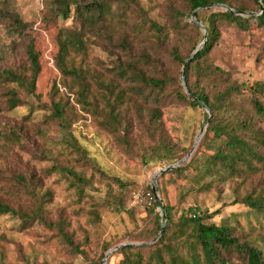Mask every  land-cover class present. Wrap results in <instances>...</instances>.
Listing matches in <instances>:
<instances>
[{
    "label": "trees",
    "instance_id": "1",
    "mask_svg": "<svg viewBox=\"0 0 264 264\" xmlns=\"http://www.w3.org/2000/svg\"><path fill=\"white\" fill-rule=\"evenodd\" d=\"M10 1L0 0V22L10 36L23 41L26 61L0 69V88H4L1 110L11 111L25 123L34 120L58 126L61 139L54 143L58 154L73 160L78 157L84 165L95 162L72 133V112L77 109L90 115L98 127L118 144L127 146L128 151H133L128 136L136 124L153 142L138 153L145 163L171 164L182 160L186 153L167 139L162 109L169 101L202 107L199 100L208 106L212 117L196 155L164 175L171 172L188 178L187 171L201 148L219 142L209 154L205 169L191 181L212 180V187L217 190L218 182H231L232 203L249 209L246 225L237 219L216 223V212L200 205L183 208L176 217L174 206L164 202L167 223L157 238L161 215L156 211L152 188L147 186L152 202L142 207L148 212L149 226L139 236L130 232L129 236L140 243L120 247L108 260L117 256L118 264H264V81L251 85L240 82L210 55L221 37L223 24L248 30L254 20L264 27V0H251L257 9H262L259 16L250 15L253 9L241 0H168L160 6L163 21L152 18L141 0H43L48 15L43 21L56 22L54 65L59 72L45 97L38 93L43 65L34 28L18 13L8 11ZM200 7L195 19L205 29L190 20ZM67 20L71 23L65 24ZM206 31L205 46L186 66V92L180 77L158 71L159 53L171 44L173 61L183 67L205 39ZM94 46L106 52L108 59L94 57ZM205 114L208 120L209 115ZM28 132L22 125L1 131L2 149L11 154L14 148H24ZM41 155L48 158L45 153ZM96 169L120 189L119 195H112L107 201L108 205L116 211L125 209L128 196L132 198L137 192V184ZM3 172L0 170V217L9 216L18 229L41 224L55 232L85 263L104 260L112 244L99 241L96 245L100 252L95 258L91 250L84 249L91 235L77 241L73 232L68 233L70 225L63 217L51 218L48 202L52 193L43 189L42 178L35 170ZM48 172L65 174L77 189L88 188L92 183L91 177H86L76 165L53 164Z\"/></svg>",
    "mask_w": 264,
    "mask_h": 264
},
{
    "label": "rangeland",
    "instance_id": "2",
    "mask_svg": "<svg viewBox=\"0 0 264 264\" xmlns=\"http://www.w3.org/2000/svg\"><path fill=\"white\" fill-rule=\"evenodd\" d=\"M167 1L141 0V3L149 10L152 18L163 21V9L160 6ZM241 1L253 9L249 12L250 15L262 14V9H257L251 0ZM220 5L213 6L222 7ZM7 9L9 12L18 13L34 28L33 34L41 50L43 65L38 93L45 97L51 82L59 77V72L54 65V56L57 51L56 22L43 21V17H48L43 0H11ZM190 20L193 21L192 15ZM70 23V20L65 21V24ZM250 24L251 28L248 30H242L234 24H223L220 28L221 37L210 52L216 64L231 70L236 79L249 85L264 81V27H259L254 20H251ZM137 46L140 48L141 44ZM184 48L188 47L184 46ZM171 50L170 44L159 53L157 69L172 76H178L182 81L183 67L173 61ZM93 55L104 60L108 59L107 53L98 46H94ZM25 61L23 41L10 36L0 22V69L17 67ZM182 84L187 92L186 84L183 81ZM3 93L4 88H0V107L4 102ZM262 101L264 102L263 98ZM162 110V122L167 139L179 151L189 154L194 148L197 137L200 135L199 142L204 137L208 127L205 113L212 117L211 112L203 107L186 106L179 101H169ZM21 111L24 113L25 108ZM70 117L73 135L86 150L87 156L95 163L89 162V165H84L78 157L73 160L65 154L59 155V149L54 145L61 139L58 126L34 120L25 123L11 111L0 109V132H8L12 126L20 125L29 129L25 147L14 148L11 154L2 149L3 141L0 138V170L2 173H4L3 170L6 173L35 170L42 178L43 189H49L52 193L51 200L48 202L51 218L57 220L63 217L70 225L67 229L68 233L73 232L77 241H82L86 234L91 235L84 249L91 250L92 254H90L95 255V258L100 252L99 246L96 245L99 241L109 242L113 247L124 243L138 244L140 242L134 241L129 236L130 232L139 236L149 226L147 210L142 205L133 209L134 197L128 196L125 202L126 208L122 211H116L108 205L107 201L111 200L112 195H119L120 189L110 178L101 176L96 168L104 170L108 176H117L123 181H134L137 184L134 187L137 192L145 193L151 192L147 186H151L153 178L157 175L155 183L159 195L163 203L174 206L173 214L176 217L183 208L200 205L209 209L210 212H216L213 218L216 223L237 219L243 225L247 224L249 209L241 203H232L234 184L220 181L217 190L212 187V180L206 179L197 183L191 181L194 175H199L205 169L209 154L214 152L219 142L205 144L187 171L189 177L181 178L171 172L165 175L164 172L160 173L162 169L174 163L163 164L160 161L145 163L138 153L143 152L153 142L143 134L138 125H134L128 136L133 149L128 151L127 146L118 144L109 133L98 127L87 113L76 109ZM199 142L187 161L196 155ZM42 153H45L48 158H44ZM78 159L79 162H77ZM60 163L76 165V168L84 172L86 177H91V185L88 188L77 189L65 174L48 172L53 164ZM144 205L150 206L151 203ZM129 211H132V214ZM156 211L161 215L162 226L161 211L159 208ZM102 261L98 264H102ZM0 264L88 263L74 254L66 243L58 239L55 232L47 230L41 224L18 229L9 216H4L0 217ZM105 264H118V257H111Z\"/></svg>",
    "mask_w": 264,
    "mask_h": 264
},
{
    "label": "water",
    "instance_id": "3",
    "mask_svg": "<svg viewBox=\"0 0 264 264\" xmlns=\"http://www.w3.org/2000/svg\"><path fill=\"white\" fill-rule=\"evenodd\" d=\"M217 5L219 6L220 4H217ZM220 6L225 7L226 9H229V7L226 6V5H220ZM201 9H202V7L198 8L197 10H195V11L192 13V19H193V22H194V23H197L195 18H196L197 12L200 11ZM197 24H199L200 26H202L201 23H197ZM202 27H203V29H205L204 26H202ZM206 41H207V31L205 32V39H204V40L198 45V47H197V48H196V49L190 54L189 58L186 60L184 66H183V70H182V81H183L184 84H186V81H185V70H186L187 63H188V62H189V61H190V60H191V59H192V58H193V57H194V56H195V55H196V54H197V53H198V52H199L204 46H205ZM188 94H189V92H188ZM198 102L201 104V106H202L204 109H206L207 111H210V109L208 108V106H206L204 103L200 102L199 100H198ZM210 119H211V116H209V118H208V120H207V123L209 122ZM199 139H200V135L197 137V139H196V141H195L194 148H195L196 144L199 142ZM194 148L192 149L191 152H193ZM191 152H190L189 154H187L186 157L183 158L182 160H180V161H178V162H176V163H174V164H171V165H169L168 167L162 169V170L160 171V173H163V172L168 171V170H172L173 168H175V167H177V166H180V165L184 164V163L190 158V156H191ZM156 180H157V175L153 178V181L151 182V188H152V191H153V195H154V199H155V201H156V204H157V206H158V208L160 209L161 214H162V226H161V231H160V233H159V235H158V237H157V238H159V237L162 235L163 231H164V228H165V226H166V221H167V219H166V216H165V214H164L165 209H164L163 201H162V199H161V197H160V195H159V191L157 190V187H156V183H155ZM155 240H156V239H155ZM155 240H154V241H155ZM154 241H152V242H154ZM126 245H128V243H124V244H120V245H117V246H115V247H112V248L106 253L105 258H104V260L102 261V264H105V263H106V261L108 260L110 254H111L113 251L119 249L120 247L126 246Z\"/></svg>",
    "mask_w": 264,
    "mask_h": 264
},
{
    "label": "built area",
    "instance_id": "4",
    "mask_svg": "<svg viewBox=\"0 0 264 264\" xmlns=\"http://www.w3.org/2000/svg\"><path fill=\"white\" fill-rule=\"evenodd\" d=\"M154 196V195H153ZM134 199H133V206H139V205H143V204H147V203H151L152 202V192H143V191H138L134 194ZM150 200H149V198ZM149 200V202H148Z\"/></svg>",
    "mask_w": 264,
    "mask_h": 264
}]
</instances>
